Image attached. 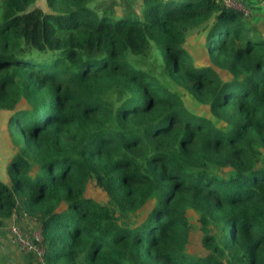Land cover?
I'll use <instances>...</instances> for the list:
<instances>
[{
    "label": "trees",
    "instance_id": "trees-1",
    "mask_svg": "<svg viewBox=\"0 0 264 264\" xmlns=\"http://www.w3.org/2000/svg\"><path fill=\"white\" fill-rule=\"evenodd\" d=\"M36 2L0 0V227L39 225L44 262H28L264 264L257 24L225 0Z\"/></svg>",
    "mask_w": 264,
    "mask_h": 264
},
{
    "label": "rangeland",
    "instance_id": "rangeland-1",
    "mask_svg": "<svg viewBox=\"0 0 264 264\" xmlns=\"http://www.w3.org/2000/svg\"><path fill=\"white\" fill-rule=\"evenodd\" d=\"M139 1L140 0H96L95 4H97L100 9H101V5L104 7H111L113 10H115V12L118 15H124L129 11H139V6H138V3H140ZM259 2L260 1H258V3ZM36 5L38 7L43 8L44 10H47L46 0H37ZM261 6H264V5H258L257 9ZM187 46L191 50L192 55L195 57V59L198 60L200 63L206 64L209 62L207 52L205 50V43H204L203 35L197 36L196 34H191L188 37ZM7 116L8 114L4 113L3 111H0V154H2L3 145L9 144L8 138H5L3 136L5 132V125H6L5 123H6ZM10 154L7 152H4V157L0 158V164H1V160L3 158L5 159L9 157ZM89 194L96 198H99L101 201H106L105 195L97 187L91 186ZM189 220L192 226L191 243H190L189 249L191 250V252H194V253H198V254L203 253L204 248L202 246V231H201L198 215L195 212L191 211L189 213ZM8 230L10 231V226L8 227ZM8 230H6V232ZM37 230L39 229H36L35 231ZM30 233H33V232H30ZM14 242L16 241L14 240Z\"/></svg>",
    "mask_w": 264,
    "mask_h": 264
},
{
    "label": "crops",
    "instance_id": "crops-1",
    "mask_svg": "<svg viewBox=\"0 0 264 264\" xmlns=\"http://www.w3.org/2000/svg\"><path fill=\"white\" fill-rule=\"evenodd\" d=\"M241 1L248 5H255L253 7L254 11L252 16H250V19L255 24H257V26L264 33V6H261L257 9L258 5H264V0ZM258 1H260V4ZM16 222H19L23 230L27 233L34 232L36 229H39V225L28 216L12 217L5 225H3V227H0V264H30V262H28L30 256L21 250L17 242L12 240L14 239L13 235L8 230V227L15 224ZM6 230H8L7 232L9 233H7Z\"/></svg>",
    "mask_w": 264,
    "mask_h": 264
},
{
    "label": "built area",
    "instance_id": "built-area-1",
    "mask_svg": "<svg viewBox=\"0 0 264 264\" xmlns=\"http://www.w3.org/2000/svg\"><path fill=\"white\" fill-rule=\"evenodd\" d=\"M229 6L238 8L243 11L245 16H252L253 5H248L241 0H225ZM10 231L14 236V240L19 244L22 251L28 255H32L37 262H44L45 248L41 244L42 235L40 229L27 233L23 230L19 223L10 226Z\"/></svg>",
    "mask_w": 264,
    "mask_h": 264
}]
</instances>
